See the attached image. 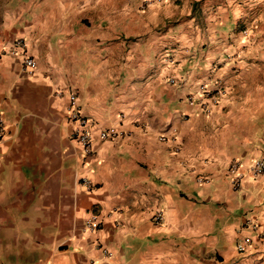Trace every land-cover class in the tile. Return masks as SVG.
Returning a JSON list of instances; mask_svg holds the SVG:
<instances>
[{
    "label": "crops",
    "instance_id": "obj_1",
    "mask_svg": "<svg viewBox=\"0 0 264 264\" xmlns=\"http://www.w3.org/2000/svg\"><path fill=\"white\" fill-rule=\"evenodd\" d=\"M177 1L0 0V264H264V46ZM201 86L223 92L209 114Z\"/></svg>",
    "mask_w": 264,
    "mask_h": 264
},
{
    "label": "built area",
    "instance_id": "obj_2",
    "mask_svg": "<svg viewBox=\"0 0 264 264\" xmlns=\"http://www.w3.org/2000/svg\"><path fill=\"white\" fill-rule=\"evenodd\" d=\"M151 3V0H143L141 8H146ZM16 48L21 50V62L23 69L28 73L32 74L36 69V62L29 57L24 51V43L22 40H18L15 44ZM15 51V50H14ZM169 84H174L173 80L169 81ZM198 96L202 98L201 101V110L209 114L212 109L217 106L223 96L222 90H210L206 86H201L199 88ZM193 98H189V102L192 101ZM69 107H68V120L74 124H76L77 129L73 135L74 140L81 147L83 153L86 156H89L93 153V142L92 137L88 131V121L82 115L80 108L77 103L76 95L73 93L68 94ZM5 135V123L4 119L0 114V143L2 142ZM117 136V132L113 129L108 130L107 132L101 133V139L105 138H115ZM164 137H160V140H164ZM171 142H174V138H170ZM228 170L230 172V185L233 190H237L240 188L242 181L245 177V174L241 171L240 164L236 161H232L229 164ZM248 172L253 177H263L264 176V162L263 161H255L248 167ZM88 185V182H86ZM198 183H201L198 181ZM162 220V216L159 214L156 217V222ZM101 227V223L95 218L92 217L90 220L86 222L85 231L95 232ZM258 239H262L263 234H258ZM251 245V238H245L241 243H239L236 247V250L239 254H243L246 251V248ZM103 256L107 257L108 252L103 251Z\"/></svg>",
    "mask_w": 264,
    "mask_h": 264
},
{
    "label": "rangeland",
    "instance_id": "obj_3",
    "mask_svg": "<svg viewBox=\"0 0 264 264\" xmlns=\"http://www.w3.org/2000/svg\"><path fill=\"white\" fill-rule=\"evenodd\" d=\"M193 1V0H192ZM204 0L196 2L189 17L183 18L194 19L198 23L210 22L209 13L205 14ZM237 0H213V11L218 16L229 14L228 28L225 30L230 33L238 34L241 30L242 36L247 41L262 43L264 46V0H241L237 5ZM182 11L188 10L191 6L190 0L177 1ZM187 6V7H186ZM192 14V15H191ZM178 20V18H173Z\"/></svg>",
    "mask_w": 264,
    "mask_h": 264
}]
</instances>
